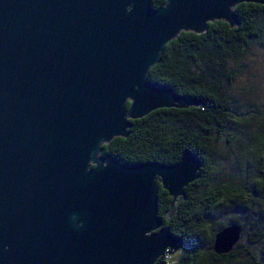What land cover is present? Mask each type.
I'll return each instance as SVG.
<instances>
[{"label":"water","instance_id":"water-1","mask_svg":"<svg viewBox=\"0 0 264 264\" xmlns=\"http://www.w3.org/2000/svg\"><path fill=\"white\" fill-rule=\"evenodd\" d=\"M243 3L264 0H0V264H156L181 249L156 188L169 220L200 160L120 164L101 145L127 137L129 120L196 106L148 70L179 33L236 26ZM240 237L225 226L211 252Z\"/></svg>","mask_w":264,"mask_h":264},{"label":"trees","instance_id":"trees-1","mask_svg":"<svg viewBox=\"0 0 264 264\" xmlns=\"http://www.w3.org/2000/svg\"><path fill=\"white\" fill-rule=\"evenodd\" d=\"M165 0H150V6L158 8ZM236 26L229 27L223 21H213L196 35L181 32L163 47L160 60L147 73L148 82L170 88L173 93L197 102L187 109H159L138 120H129L125 138H113L101 145L99 156L114 159L120 164L158 163L173 165L184 150H188L201 162L199 178L187 185L184 198L180 199L169 220L171 198L159 184L156 188V211L162 219L161 228L183 242L175 264H229L240 248L237 244L227 255L216 256L210 246L213 235L227 225L235 224L244 235V225L239 217H248L251 194L261 197L264 182L257 178L263 166L261 152L254 155L244 169L245 180L241 186L213 187L200 193L196 189L205 186L211 175V133L221 132L230 121V104L224 96V87L232 80L227 70L230 58L237 56L254 40L264 35L257 20L264 16V5L239 4L233 8ZM128 103L124 109L128 108ZM262 159V163L261 160ZM92 167V166H91ZM227 204L232 213L227 221H218L219 207ZM224 216V215H223ZM252 241L264 239V216L257 215L250 222ZM205 251V254L202 253ZM205 258L203 260V257ZM163 254L156 264H169ZM203 260V261H202Z\"/></svg>","mask_w":264,"mask_h":264},{"label":"rangeland","instance_id":"rangeland-1","mask_svg":"<svg viewBox=\"0 0 264 264\" xmlns=\"http://www.w3.org/2000/svg\"><path fill=\"white\" fill-rule=\"evenodd\" d=\"M257 25L264 34V16L257 20ZM227 70L232 80L225 85L223 92L230 104L231 118L223 131L210 135L213 151L211 175L205 186L196 189L200 193L213 187L241 186L246 178L244 169L250 160L258 152L264 157V35L230 58ZM260 161L263 162L262 159ZM257 175L251 179L264 182V163ZM247 211L248 217L234 211L244 225V235L240 237V248L234 250L229 264H264V239L252 241L250 226L253 217L264 216V188L260 198L251 194ZM218 213V221L223 223L232 211L225 204L219 207ZM182 248L167 255L169 264H175ZM202 253L205 254V251L202 250ZM204 259L207 258L204 256Z\"/></svg>","mask_w":264,"mask_h":264}]
</instances>
